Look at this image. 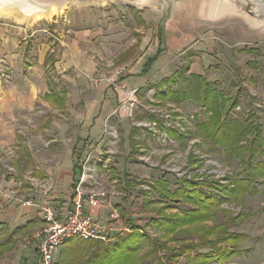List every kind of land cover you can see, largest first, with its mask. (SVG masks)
I'll list each match as a JSON object with an SVG mask.
<instances>
[{
  "label": "crops",
  "instance_id": "obj_1",
  "mask_svg": "<svg viewBox=\"0 0 264 264\" xmlns=\"http://www.w3.org/2000/svg\"><path fill=\"white\" fill-rule=\"evenodd\" d=\"M70 1L96 2L99 11L79 7L65 12L68 4L54 20L58 33L38 49L20 44L18 36L28 38L23 28L0 22V264H35L37 243L26 239L43 220L38 206L24 205L25 200L48 201L59 211L71 203L80 159L101 133L103 118L98 116L105 104L110 108L117 101L110 83L101 80L96 86L84 77L78 80L82 90L89 87L91 98L83 104L70 98L79 89L77 77L107 75L98 67L99 57L105 55L115 68L135 62V79L139 76L143 84L150 73L173 74L175 62L185 56L199 60L185 66L186 71L201 74L206 47L218 40L234 45L264 42L263 0ZM52 52L50 75L46 56ZM165 66L175 70L166 73ZM55 76L73 79L70 85L52 88ZM78 106L83 110L63 115ZM89 212L105 219L107 210Z\"/></svg>",
  "mask_w": 264,
  "mask_h": 264
},
{
  "label": "rangeland",
  "instance_id": "obj_2",
  "mask_svg": "<svg viewBox=\"0 0 264 264\" xmlns=\"http://www.w3.org/2000/svg\"><path fill=\"white\" fill-rule=\"evenodd\" d=\"M66 1L69 5L66 10L64 9L65 12L79 7L99 11L97 3L81 4L82 2L78 1ZM163 5L167 6V2L166 4L163 2ZM50 6L52 4L35 0H0V11L18 10L23 16L22 18L17 13L9 12L0 14V22L5 21L18 25L20 29L23 28L22 33L28 37L26 38L28 43L23 36H18L20 44L25 48L31 46L38 49L41 43L48 44L54 34L58 33L55 30L54 20L60 18L61 14L56 13L52 17L44 16L32 20V17L38 13L48 11ZM40 7L42 10L39 9ZM256 8L259 14L260 7ZM65 22L69 25L67 20ZM64 28L66 30L68 26L65 25ZM38 38H41V41H36ZM54 46L56 47L55 43ZM205 55L207 60L201 74L213 87L225 95H233L238 101V107L230 112L229 118L249 117L254 121L253 123L261 126L264 135V42L234 45L230 42L221 43L218 40L214 46L206 47ZM53 57H55L54 52L46 56L50 75L53 74ZM101 57L98 59V67L108 72L105 77L94 78L87 75L77 77V80L83 77L89 82L92 80L96 86L101 80H105L110 83L117 96L114 106L109 108V105L105 104L102 116L97 115L103 118V122L101 133L95 138L96 142L91 148L93 151L91 163H96L100 180L104 185L109 190L115 191V201L122 210L125 223L131 229L127 234L138 230L157 243L165 244L163 248H157L151 256L145 257L141 264H188L187 258H196L197 255L207 253L210 249L207 245L210 244L203 243L205 238L203 239L198 232H193V225H187L186 230L172 234L154 226L152 219L159 215L164 204L169 205V208L163 210L168 214L181 213L192 206L179 199L160 200L159 191L151 187H154L159 179L169 181L171 183L169 188L173 191L186 176L208 183L221 181L229 174L238 177L239 173H243L246 164L243 165L239 159L228 163L226 155L221 152L222 149L212 150L210 140L206 141L195 133L197 123L202 121L207 113H211L198 101H177L157 94L161 80L170 74L150 75V73L147 75L148 80L146 77L142 84L139 82V76L137 79L134 76L135 62H130L126 67H118L122 72L117 74L115 68L117 66L108 65L110 61L105 55ZM198 61L187 59L186 56L178 58L174 68L182 69L181 71L188 76L190 73L184 70L185 66ZM163 69L166 73L175 70L171 67V71H168L166 66ZM162 71L161 69L160 72ZM72 79L68 80V77L61 76L51 77L49 86L56 88L61 84L70 85ZM87 80H84L86 84H88ZM128 81L133 87L129 86ZM77 83L79 89L71 92L70 98L83 104V100L91 98V90L89 87L82 90L79 80ZM177 86V83L171 85L172 88ZM81 110H83L82 106L69 108L63 112V115L68 117L74 111ZM224 115H228L227 112H224ZM168 127L178 128L183 135L180 133L175 134L176 136L172 135L166 130ZM12 151H9V155L14 157ZM191 151L204 160L190 162ZM196 154L195 157H198ZM255 160L264 161V152L259 153ZM253 183L257 192L245 193L243 203L230 204L231 206L228 205L229 203L223 204L224 208L231 209L236 214L240 213L238 220H232L230 216L232 214L226 211L217 212L215 219L217 224H230V230L242 232L245 236L238 244L236 243L237 246L230 248V255L226 259L219 257L206 264H264V185L261 177L255 178ZM213 224L212 220L204 223L208 226ZM77 239V237L68 238L62 245L61 251ZM112 242L99 243L107 245ZM224 246L223 243L213 244L216 250ZM91 247L96 249L97 246L88 247L83 253L84 258L91 255ZM146 249L142 250L141 255H144ZM58 255L56 263L60 264V255ZM66 255L67 253L64 257Z\"/></svg>",
  "mask_w": 264,
  "mask_h": 264
},
{
  "label": "trees",
  "instance_id": "obj_3",
  "mask_svg": "<svg viewBox=\"0 0 264 264\" xmlns=\"http://www.w3.org/2000/svg\"><path fill=\"white\" fill-rule=\"evenodd\" d=\"M181 70L177 69L173 74L164 77L159 84L160 89L157 94L177 101H198L211 113H207L204 119L197 123L195 133L206 141L210 140L212 150L222 149L221 152L226 155L228 163L239 159L243 165L246 164L243 173H239L238 177L229 174L221 181L208 183L186 176L173 191L169 188L171 185L169 181L159 179L155 186L151 187L159 191L160 200L179 199L191 204L192 207L188 210L173 214L163 211L169 208V205L164 204L159 215L154 217L152 222L157 228L172 234L186 230L187 225H193V232H198L203 239L205 238L203 243L210 244L207 245L210 249L203 255H197L196 258H187L188 264H206L219 257L226 259L230 255V248L237 246L245 236L242 232L230 230V224H217L216 213L226 211L232 214L230 215L232 220H238L240 213L236 214L235 211L224 208L223 204L229 203L228 205L231 206L230 204L243 203L245 193H256L253 180L257 177L262 178L264 185V161L255 160L259 153L264 152V135L261 126L253 123L254 121L252 122L249 117L229 118L230 112L239 105L236 97L223 94L213 87L203 74L190 73L186 76ZM184 70L188 69L184 68ZM173 83H177V88L171 87ZM224 112L228 115H224ZM166 130L172 135L180 133L178 128L168 127ZM194 154L196 153L190 152V162L204 160L197 154L198 157H195ZM209 220L214 221V224L204 225ZM216 243H223L225 246L216 250L213 248V244ZM90 246L97 247L96 249L91 247V255L84 258L83 253ZM164 246V243H157L144 232L134 230L120 235L107 245L97 241L77 239L62 249L59 262L60 264H141L145 257L151 256L157 248ZM144 248L147 249L143 252L144 255H141Z\"/></svg>",
  "mask_w": 264,
  "mask_h": 264
},
{
  "label": "built area",
  "instance_id": "obj_4",
  "mask_svg": "<svg viewBox=\"0 0 264 264\" xmlns=\"http://www.w3.org/2000/svg\"><path fill=\"white\" fill-rule=\"evenodd\" d=\"M121 72L122 69L116 68L117 74ZM92 158V149L81 157L71 203L63 211L48 201H24V205L38 206L43 220L42 226L26 239L27 243H37L35 264H57V253L68 238L106 243L131 231L115 201V191L109 190L100 180L96 163H91ZM93 208L107 210L106 218L94 217L89 212Z\"/></svg>",
  "mask_w": 264,
  "mask_h": 264
},
{
  "label": "bare ground",
  "instance_id": "obj_5",
  "mask_svg": "<svg viewBox=\"0 0 264 264\" xmlns=\"http://www.w3.org/2000/svg\"><path fill=\"white\" fill-rule=\"evenodd\" d=\"M37 2H42V3H51L52 6L48 9V11H43L41 13H38L37 15H35L34 17H32V20H38L42 17H52L53 15H55L56 13H61L63 12V10L66 8L67 3H69L66 0H35ZM105 2V1H104ZM96 3V2H95ZM82 4V3H81ZM104 4V3H103ZM137 5V4H136ZM139 6V5H138ZM142 6V4L140 5V7ZM262 9H264V7H261ZM17 13L18 15L21 16V14L19 13L18 10H13V9H6L4 11H0V14H6V13ZM23 18V16H21Z\"/></svg>",
  "mask_w": 264,
  "mask_h": 264
},
{
  "label": "water",
  "instance_id": "obj_6",
  "mask_svg": "<svg viewBox=\"0 0 264 264\" xmlns=\"http://www.w3.org/2000/svg\"><path fill=\"white\" fill-rule=\"evenodd\" d=\"M79 1H84V0H79ZM260 1V0H259ZM263 2H264V0H263ZM42 7H40L39 9H41ZM42 10V9H41ZM29 14H31V11H29Z\"/></svg>",
  "mask_w": 264,
  "mask_h": 264
}]
</instances>
